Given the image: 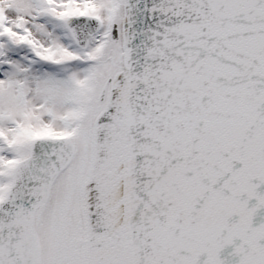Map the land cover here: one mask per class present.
<instances>
[{"label":"snow or ice","instance_id":"1","mask_svg":"<svg viewBox=\"0 0 264 264\" xmlns=\"http://www.w3.org/2000/svg\"><path fill=\"white\" fill-rule=\"evenodd\" d=\"M0 264H264V0H0Z\"/></svg>","mask_w":264,"mask_h":264}]
</instances>
